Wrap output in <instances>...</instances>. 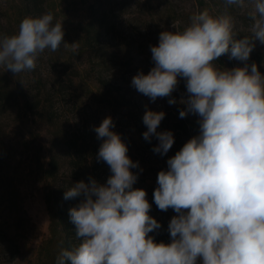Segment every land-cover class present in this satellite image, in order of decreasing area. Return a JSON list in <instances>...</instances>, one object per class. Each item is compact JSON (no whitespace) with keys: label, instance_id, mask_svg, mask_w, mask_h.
<instances>
[{"label":"clouds","instance_id":"clouds-1","mask_svg":"<svg viewBox=\"0 0 264 264\" xmlns=\"http://www.w3.org/2000/svg\"><path fill=\"white\" fill-rule=\"evenodd\" d=\"M252 38L237 39L234 19L209 9L190 17L183 31H162L151 46L154 67L132 78V86L155 101L169 97L178 77L186 80V110L200 117V134L184 144L160 171L154 203L172 208L170 243H156L149 233L161 227L149 215L146 191L133 189L139 167L113 132L112 118L94 128L103 139L97 160L113 173L106 184L89 178L77 182L64 199L81 197L69 210L81 243L63 249L56 264H264V74L247 64L255 41L264 44V0H249ZM226 7L245 8V0H225ZM49 11L22 19L16 34L0 35V66L14 76L36 68L46 49L56 52L63 43L62 21ZM78 53L79 45L71 44ZM244 62L243 67L220 70L221 56ZM168 103L175 104L174 99ZM163 111L146 110L145 140L155 136V153L166 154L174 144L171 131L157 132ZM142 171V169H141Z\"/></svg>","mask_w":264,"mask_h":264},{"label":"rangeland","instance_id":"rangeland-1","mask_svg":"<svg viewBox=\"0 0 264 264\" xmlns=\"http://www.w3.org/2000/svg\"><path fill=\"white\" fill-rule=\"evenodd\" d=\"M54 7V21H62L64 30L63 43L56 52L46 49L41 53L34 70H25L16 76L4 66H0V77L8 79L10 88L8 100L3 105L0 114V130L4 138L0 152V193L10 191V196L2 200L1 219L13 238V242H2L0 246V264H41L42 248L50 237L51 215L47 202V191L52 186L48 178V160L52 153L60 156L58 150H53L56 139L72 138L86 142V163L78 169L86 172L85 183L89 178L100 184H106L113 174L110 166L97 160V155L103 139H98L94 131L103 119L111 117L113 132L120 135L122 142L128 148L127 155L139 167L130 169L138 175L133 189L146 191V199L151 205L149 215L156 219L161 227L149 233L156 243H170L168 231L170 220L177 213L169 208L161 211L154 203V191L159 187L158 173L167 171V160L182 149L184 144L200 134V117L188 113L185 122H191L197 128L196 132L189 130V136H179L176 131L179 113L186 110L184 101L188 98L186 80L178 77V85L169 97L157 98L154 102L149 97L138 92L132 86V78L139 72L145 75L154 67L151 46L159 43L162 31H183L190 24V17L209 9L211 15H219L227 11L234 19V32L237 39L252 38L253 21L248 13L252 10L249 0L246 7L227 6L225 0H46ZM20 0H0V31L12 29L10 12L13 13ZM96 9L106 12L110 28L104 33L108 45L122 43L127 47L120 56L109 61L104 70L108 78L113 79L112 87L120 91L116 100L104 104L90 93L100 89L95 81V74L89 69L88 61L79 62L73 58V65H79L82 70L72 82L59 80V72L73 43H79L81 24L89 18V10ZM121 47V45L119 46ZM71 55V54H70ZM215 63L220 70H231L243 67L244 62L229 59V55L221 56ZM255 63L261 74H264V44L255 41V47L247 61L248 65ZM35 79L38 83L33 82ZM60 82V84H59ZM43 84H45L43 86ZM34 85H41L43 93L52 95L48 108L51 111L53 125L30 113V99L35 98ZM174 99L175 104L168 101ZM115 101V102H114ZM113 103V104H112ZM146 110L163 111L164 119L157 132L171 131L174 136L172 148L164 155L155 153L153 148L159 144L152 136L150 141L143 138L147 131L143 123ZM54 129H56L55 132ZM142 169V171H141ZM58 175H68L73 171L69 162L61 161ZM88 171V172H87ZM88 174V175H87ZM199 264V261H198Z\"/></svg>","mask_w":264,"mask_h":264},{"label":"trees","instance_id":"trees-1","mask_svg":"<svg viewBox=\"0 0 264 264\" xmlns=\"http://www.w3.org/2000/svg\"><path fill=\"white\" fill-rule=\"evenodd\" d=\"M54 7H51L47 4L46 0H20V4L17 5L13 13L10 12L8 17L11 18V27L12 29H2L0 35H14L19 30V25L23 18L27 16L31 17H40L43 14L51 11L53 12ZM107 13L96 9V5L89 10V18L81 24L80 28V39L78 53L74 52L72 47L69 50L70 53L66 56L64 61L58 60V64H62L59 72V80L61 83L72 82L76 76H79L81 69L79 65H73V58L79 60V62L88 61L92 69L91 72L95 74V81L99 87V93H95L92 88H90V93L98 101L103 102L104 104L108 102H113L116 100L117 94L120 91L113 90L112 84L113 79L108 78L104 74L105 67L109 61L114 60L120 56V53L126 51L127 47L122 43L115 46L116 50L113 49V46L108 45V42L104 40V33H107L110 27V23L107 17ZM121 45V47H119ZM71 54V55H70ZM70 60L72 62H70ZM217 63V62H214ZM33 82L38 83V80L35 79ZM10 83L8 79H3L0 77V114L3 112V105L6 104L8 100V90L10 88ZM60 84V82H59ZM45 84H43L44 86ZM36 92L34 97L30 99V113L37 116L39 119L46 122L47 125H53L51 119V111L48 108V103L52 95L49 93H43L41 85H34L33 88ZM115 102V101H114ZM113 104V103H112ZM185 118H189L186 116ZM185 118L177 119L179 122L177 125L176 131L177 134L182 137L189 136V130L196 132L197 128L190 120V125L185 122ZM54 129L53 132H55ZM4 138L0 130V148L3 144ZM86 142L79 141L72 138L63 139L59 136L56 139L55 145L52 146V149L58 150L60 154L57 157L56 153H52L48 160V178L50 179L52 186L47 191V202L49 204V212L51 215L50 223V237L45 241V244L42 248V258L41 264H56L57 258L60 255L63 249L72 250L77 247L81 240L76 237V226L71 221L69 210L73 207H76L81 197L73 199H64L65 192L71 187L74 186L79 181H84L86 172L80 173L78 169L85 164L87 156ZM1 152V150H0ZM69 162L73 167V171H70L68 175H58V168L61 161ZM88 172V171H87ZM88 175V174H87ZM10 191H5L0 193V214L2 212V200L10 196ZM4 196H6L4 198ZM2 242H13V238L10 236L5 223L1 219L0 215V246Z\"/></svg>","mask_w":264,"mask_h":264}]
</instances>
